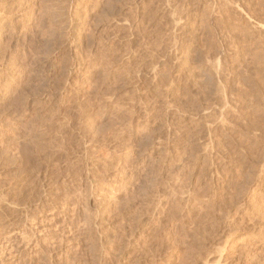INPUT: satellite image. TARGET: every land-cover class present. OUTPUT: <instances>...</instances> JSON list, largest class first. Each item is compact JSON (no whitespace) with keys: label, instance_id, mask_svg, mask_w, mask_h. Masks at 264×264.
<instances>
[{"label":"rangeland","instance_id":"obj_1","mask_svg":"<svg viewBox=\"0 0 264 264\" xmlns=\"http://www.w3.org/2000/svg\"><path fill=\"white\" fill-rule=\"evenodd\" d=\"M263 116L264 0H0V264H264Z\"/></svg>","mask_w":264,"mask_h":264},{"label":"bare ground","instance_id":"obj_2","mask_svg":"<svg viewBox=\"0 0 264 264\" xmlns=\"http://www.w3.org/2000/svg\"><path fill=\"white\" fill-rule=\"evenodd\" d=\"M242 94H244V93H242ZM242 96H245V95H241V93H240V94H239V98L241 99ZM239 98H238V99H239ZM240 101H241V100H239L238 103H239ZM227 103H228V101H227ZM240 103H241V105H242L244 102L241 101ZM228 104H229V103H228ZM229 106H230V104L228 105V107H229ZM226 107H227V106H226ZM240 108H241V107H240ZM229 109H232V105L230 106ZM229 109L226 110V111H223L222 114H219V113H218V114H219V119H220V120H218V118H216L215 122L212 120V121L214 122V125L212 124L213 122H212V123L210 122L212 125L209 124L210 126L208 127V132H209L210 135H209V134H208V135L211 136L212 138L215 137V139H216V141H217V142H216V145H221V141H223L224 138H225V137H224L223 140H222V139L220 140V137H219V131H220V130H219V128H221L222 131L225 130V131L227 132V130H228V132H231V131H229V129H231V130L233 131V129H235L236 127H238V128L240 127V126L238 125L239 122H235V119H234V121L232 122L229 118H226V117L228 116L227 114H229L230 112H232V110H229ZM183 110H184V109H183ZM203 110H205V109H203ZM240 113H241V112H240ZM240 113L237 111V114H240ZM183 114H184V113H183ZM232 114H233V115H234V114L236 115V112L233 111ZM220 115H221V116H220ZM226 115H227V116H226ZM235 115H234V116H235ZM237 116H239V115H237ZM237 116H236L235 118H237ZM209 117H210V116H209ZM212 117H213V116H212ZM216 117H217V116H216ZM220 117H221V118H220ZM228 117H229V116H228ZM263 117H264V116H263ZM213 119H214V118H213ZM228 119H229V121H228ZM257 119H259V118H257ZM257 119H256V120H257ZM262 119H263V118H262ZM209 120H210V119H209ZM217 120L220 121V122H217ZM230 121H231V122H230ZM236 121H237V120H236ZM260 122H261V119H260V121L257 122V123L254 122L255 124L252 125L251 127L248 126V124H247L248 127H247V128L245 127V129H246V131H247V129H248V132H249V133H250L251 131L256 132V134L254 133L256 137H254V136H253V137H254V138H257V139H255V140H258V139H259V141H257V142H258V143L260 142L259 144H262L261 140L264 142V124H263L262 122H261L262 124H260ZM240 125H241V124H240ZM184 127H185V126H184ZM184 127H183V129H184ZM206 127H207V126H206ZM195 128H196V127H195ZM198 128H199V127H198ZM196 129H197V128H196ZM242 130H243V129H242ZM220 132H221V131H220ZM228 132H227V133H228ZM233 132H234V131H233ZM195 133H196V132H195ZM200 133H201V132H200ZM223 133H224V132H223ZM231 133H232V132H231ZM251 133H252V132H251ZM190 134H191V133H190ZM196 134H197V133H196ZM220 134L222 135V133H220ZM224 134H225V133H224ZM233 134H234V133H233ZM233 134H232V135H233ZM221 135H220V136H221ZM228 135H229V133H228ZM196 136H197V135H196ZM199 136H200V135H199ZM204 136H205V135H204ZM224 136H225V135H224ZM193 137H194V136H193ZM211 137H210V139H211ZM202 138H203V136H202ZM226 138H227V137H226ZM229 138H230V140H231L232 136H229ZM238 138H239V137H238ZM185 139H186V138H185ZM205 139H206V138H205ZM233 139H234V141L236 140L235 137H234ZM242 139H243V138H242ZM197 140H198V139H197ZM211 140H212V139H211ZM226 140H228V138H227ZM244 140H245V139H244ZM186 141H187V140H186ZM212 141H213V140H212ZM231 141H232V140H231ZM231 141H230V142H231ZM236 141H237V140H236ZM236 141H235V142H236ZM240 141H241V139H240ZM250 141H251V140H250ZM190 142H193V141H190ZM209 142H210V144H212L211 141H209ZM209 142H208V143H209ZM226 142H228V141H226ZM237 142H238V141H237ZM246 142H247V140H245L244 143H246ZM184 143H185V142H184ZM186 143H187V142H186ZM194 143H196V142H194ZM202 143H203V142H202ZM233 143H234V142H233ZM233 143H232V144H233ZM252 143H253V142H252ZM252 143H251V144H252ZM255 143H256V142H255ZM258 143H256V146H255V144H254V146L256 147V149H257V146H258L257 144H258ZM205 144H206V143H205ZM223 144H225V143H222V145H223ZM236 144H237V143H236ZM241 144H242V142H240V145H241ZM200 145H201V144H200ZM214 145H215V144H214ZM244 145H245V144H244ZM191 146H192V144H191ZM202 146H203V145H202ZM205 146H206V145H205ZM211 146H212V145H211ZM235 146H236V145H235ZM237 146H238V144H237ZM212 147H213V146H212ZM214 147H215V148H214L215 150H214L213 148H212L213 150H212V149H211V150L214 151V152H212V153H213L212 155L215 156V158H216V157H217V156H216V153L219 152L220 150L216 149V146H214ZM218 147H219V146H217V148H218ZM248 147H249V148L246 149V148L242 145V150L244 151V153H245L246 156H249V157L252 158V156L247 155V153L250 154L251 152L253 153V152L256 151V150L253 149L254 151H251V149H252L251 146H248ZM233 148L235 149L236 147H233ZM191 149L193 150L192 147H191ZM191 149H190V150H191ZM196 149H197V148H196ZM203 149H204V148H203ZM209 149H210V148H209ZM220 149H221V147H220ZM223 149H224V148H223ZM228 149H229V148H228ZM199 150H200V149H199ZM232 150H233V149H232ZM205 151H209L208 148H207V150H206V148H205ZM228 151H229V150H228ZM233 151H234V150H233ZM250 151H251V152H250ZM229 152H230V151H229ZM184 153H185V152H184ZM184 153H183V154H184ZM193 153H194V152H193ZM205 153H206V152H205ZM208 153H211V151H209ZM255 153H256V152H255ZM194 154H195V153H194ZM235 154H236V153H235ZM253 154H254V153H253ZM253 154H251V155H253ZM185 155H186V154H185ZM212 155L210 154V156H212ZM233 155H234V154H233ZM237 155H238V154H237ZM190 156H191V155H190ZM213 156H212V157H213ZM220 157H221V155H220ZM224 157H225V156H224ZM257 157H258V156H257ZM186 158H187V157H186ZM210 158H211V157H210ZM222 158H223V157H222ZM262 158H263V157H262ZM187 159H188V158H187ZM218 159H220L219 156H218ZM183 160H184V159H183ZM232 160H233V159H232ZM251 160H252V159H251ZM260 160H261V159H260ZM263 160H264V159L261 160V161L263 162V164H262V163H261L262 165L260 164V167H261V168H260V171L262 170V171H261L262 173L260 172L261 175H262L263 172H264V161H263ZM201 161H202V160H201ZM218 161H219V160H218ZM220 161H221V160H220ZM233 161H234V160H233ZM213 162H214V164H212V166L214 167V166H215V161H213ZM223 162H224V161H223ZM230 162H231V161H230ZM183 163H184V162H183ZM190 163H191V162H190ZM218 163H219V162H218ZM234 163H235V162H234ZM184 164H185V163H184ZM225 164H226V163H225ZM186 165H187V163H186ZM240 165H241V164H240ZM209 166H210V165H209ZM227 168H228V167H227ZM183 169H185V168L183 167ZM206 169H209V168L204 167V168L202 169V171L205 172V171H207ZM215 169H216V167H215ZM225 169H226V168H225ZM196 172H197V171H196ZM203 172H202V173H203ZM210 172H211V171H210ZM223 172H224V171H223ZM219 173H220V172H218V175H219ZM231 173H232V172H231ZM183 174H184V173H183ZM187 174H188V173H187ZM228 174H229V172H228V173H225L224 176H226V178H227ZM235 174H236V173H235ZM201 175H202V174H201ZM183 176H184V175H183ZM237 176H238V175H237ZM219 177H220V179H221L223 176H222V177L219 176ZM228 177H232V174H229ZM183 180H184V178H183ZM221 180H222V179H221ZM221 180H220V181H221ZM223 180L226 181L225 178H224ZM239 180H240V178H239ZM239 180H237V181H239ZM222 182H223V181H222ZM238 183H239V182H238ZM214 185H215V184H214ZM217 186H218V185H217ZM201 188H202V187H201ZM227 190H228V189H227ZM212 191H213V190H212ZM184 192H185V191H184ZM187 192H188V191H187ZM189 193H190V192H189ZM181 194H182V193H181ZM220 194H221V193H220ZM222 194H223V193H222ZM224 194H225V193H224ZM235 195H236V194H235ZM237 195H238V194H237ZM203 197H204V196H203ZM205 198H206V197H205ZM225 199H227V198H225ZM232 199H233V198H232ZM213 200H214V199H213ZM218 200H219V199H218ZM223 200H224V199H223ZM233 200H234V199H233ZM183 202H184V201H183ZM192 202H193V201H192ZM217 202H218V201H217ZM231 202H232V201H231ZM193 203H194V202H193ZM212 203H213V202H212ZM232 203H233V202H232ZM183 205H184V204H183ZM185 206H186V205H185ZM241 212H242V211H241ZM256 212H257V211H256ZM253 214H256V213L254 212ZM258 214H259V213H258ZM263 215H264V214H263ZM263 215L261 214V216H263ZM256 216L258 217L259 215H256ZM261 216H260V217H261ZM182 217H183V216H182ZM232 217H234V216H232ZM254 217H255V216H254ZM258 218H259V217H258ZM251 219H252V221H253V216H252ZM230 220H231V219H229V221H230ZM255 220H256V219H255ZM258 220H260V219H258ZM217 221H218V220H217ZM232 222H233V221H231V224H233ZM255 222H256V221H255ZM181 224H182V223H181ZM191 224H192V223H191ZM214 224H215V223H214ZM254 224H255V223H254ZM256 224H257V223H256ZM184 225H185V224H184ZM229 225H230V224H229ZM230 226H231V225H230ZM192 227H193V225H192ZM230 228H233V227H229V230H230ZM182 229H184V228H182ZM196 231H197V230H196ZM227 231H228V229H227ZM230 231H233V229L230 230ZM230 231H228V232H229L228 235L224 234V235H226V236H224V241H221L222 243H220V240H219V244L216 242V243L218 244V248H216L217 250L214 249V248L212 249V250H214V251L211 250L213 254H215V253L217 252V253H219V255H220V256H219L220 261L217 260V261H218V264H224V263H222L224 260H225V264H226V261H227V259H228V257H229V253H225V252H226V250H227V251L229 250V249H226V246H227V244H228V240L230 239V236H231V233H232V232H230ZM194 233H195V232H194ZM196 234H197V233H196ZM214 235H215V234H214ZM217 236H218V235H217ZM220 237H221V236H220ZM231 237H232V236H231ZM215 239H216V238H215ZM262 241H263V240H262ZM142 243H143V242H142ZM211 244H212V243H211ZM143 245H144V244H143ZM141 246H142V245H141ZM230 246H231V245H230ZM262 248H263V249H262ZM262 248H261V249H262V250H261V251H262L261 253L264 255V245L262 246ZM140 249H141V248H140ZM259 250H260V249H259ZM215 251H216V252H215ZM212 253H211V254H212ZM217 253H216V255H217ZM225 254H226V255H225ZM262 254H261V255H262ZM208 256H209V255H208ZM210 256H211V255H210ZM260 257H261V256H260ZM216 258H217V257H216ZM221 258H222V260H223L222 262H221ZM213 259H214V258H213ZM217 259H218V258H217ZM256 259H257V258H256ZM259 259H260V258H259ZM202 260H203V259H202ZM204 260H205V259H204ZM217 261H216V262H217ZM262 261H263V260H262ZM220 262H221V263H220ZM261 263H262V262H261Z\"/></svg>","mask_w":264,"mask_h":264}]
</instances>
